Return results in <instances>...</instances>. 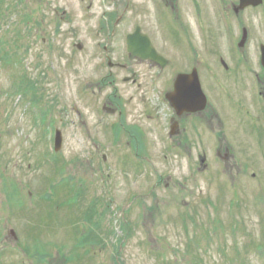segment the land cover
<instances>
[{
	"label": "rangeland",
	"instance_id": "rangeland-1",
	"mask_svg": "<svg viewBox=\"0 0 264 264\" xmlns=\"http://www.w3.org/2000/svg\"><path fill=\"white\" fill-rule=\"evenodd\" d=\"M85 1L92 15L87 22L79 0L0 2V225L6 224L1 234L7 248L0 264H264L255 253L264 251V86L259 108H252L250 81L237 86L219 69L214 83L198 61L209 108L176 118L165 94L179 73L188 72L183 50L163 38L167 29L156 21L150 1L134 0L143 33L172 65L157 81V66L131 59L129 72L107 66L102 83L85 87L95 74L88 28L97 30L102 7L98 0ZM167 1L171 18L188 22V10L184 22L179 17L181 0ZM214 7L212 0L202 4L209 43L220 52L226 42ZM54 9L72 23L60 22ZM242 16L233 14L234 24L253 25L257 38V17ZM18 30L25 34L19 37ZM194 47L196 53L202 49L196 39ZM127 74L135 76L134 87L119 84ZM219 87L252 120L233 113ZM40 102L48 127L36 120ZM102 106L117 114L106 119L107 128L95 115ZM172 118L181 133L170 138ZM52 126L63 142L60 173L51 177L39 154L52 147ZM168 145L192 155L191 171ZM139 157L149 158L151 173L140 174L132 164ZM203 163L207 170L199 174ZM152 186V195L144 196ZM131 189L139 195L128 207Z\"/></svg>",
	"mask_w": 264,
	"mask_h": 264
},
{
	"label": "water",
	"instance_id": "water-1",
	"mask_svg": "<svg viewBox=\"0 0 264 264\" xmlns=\"http://www.w3.org/2000/svg\"><path fill=\"white\" fill-rule=\"evenodd\" d=\"M138 51V52H137ZM132 52L137 53L140 57L146 58H154L156 57L155 51L152 49L149 42L145 41V39L137 40L136 44L132 47ZM61 146V136L60 133L57 134V150L60 149Z\"/></svg>",
	"mask_w": 264,
	"mask_h": 264
},
{
	"label": "flooded vegetation",
	"instance_id": "flooded-vegetation-1",
	"mask_svg": "<svg viewBox=\"0 0 264 264\" xmlns=\"http://www.w3.org/2000/svg\"><path fill=\"white\" fill-rule=\"evenodd\" d=\"M163 1L166 4H168L167 0H163ZM228 2L230 3V4H228V8L229 9H233V6H235V4L233 2H235V0H228ZM168 7H169V5H168ZM180 31H181V35H183L186 39L190 38V34H189V31H188V28L184 24L180 25ZM168 33H169V31L166 30V32H165L164 30H162L163 38H165V39L168 38L169 39L170 37L167 36ZM150 39H151V37H150ZM178 40L179 39L177 37L174 38V41H177L178 46H179V41ZM190 53H191V55L193 54V57H194L193 60L191 59V61L193 62V66H192V69H193L194 67H196V64H197L195 59H199L200 56L196 53V51L193 52V50H191ZM164 59H167V58H164ZM184 60H185V64H186V61H188L187 57L184 56ZM167 61H169V65H172V63H173L172 60L167 59ZM186 67H187V64H186Z\"/></svg>",
	"mask_w": 264,
	"mask_h": 264
}]
</instances>
